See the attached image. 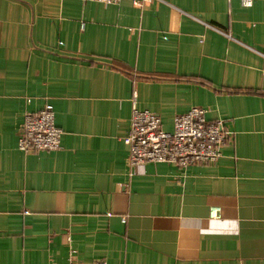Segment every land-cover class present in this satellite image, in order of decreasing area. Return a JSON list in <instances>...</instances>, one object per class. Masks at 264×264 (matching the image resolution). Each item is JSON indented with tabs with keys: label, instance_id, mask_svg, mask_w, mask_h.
Returning a JSON list of instances; mask_svg holds the SVG:
<instances>
[{
	"label": "crops",
	"instance_id": "obj_1",
	"mask_svg": "<svg viewBox=\"0 0 264 264\" xmlns=\"http://www.w3.org/2000/svg\"><path fill=\"white\" fill-rule=\"evenodd\" d=\"M46 104L60 148L19 151ZM133 104L223 119L222 156L130 167ZM70 258L264 264V0H0V264Z\"/></svg>",
	"mask_w": 264,
	"mask_h": 264
},
{
	"label": "built area",
	"instance_id": "obj_2",
	"mask_svg": "<svg viewBox=\"0 0 264 264\" xmlns=\"http://www.w3.org/2000/svg\"><path fill=\"white\" fill-rule=\"evenodd\" d=\"M103 4H119L122 0H83ZM153 0H132L135 6ZM244 7H252L254 0H241ZM207 111L192 107L175 117L173 131L163 128L160 115L132 105L130 129L123 141L128 147L130 167L139 168L144 163H173L187 168L196 163H215L222 156V147L229 138L223 119L209 121ZM62 131L56 126L53 107L46 104L34 113H25L22 133L17 149L23 153L53 151L60 148ZM221 209L214 207L211 216L218 218ZM65 264H81L69 259ZM105 264V261H101Z\"/></svg>",
	"mask_w": 264,
	"mask_h": 264
}]
</instances>
